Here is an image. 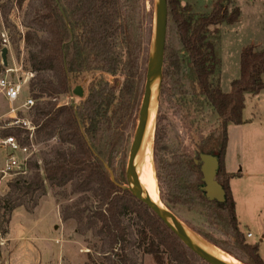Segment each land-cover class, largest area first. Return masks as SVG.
Returning a JSON list of instances; mask_svg holds the SVG:
<instances>
[{"label": "trees", "instance_id": "trees-1", "mask_svg": "<svg viewBox=\"0 0 264 264\" xmlns=\"http://www.w3.org/2000/svg\"><path fill=\"white\" fill-rule=\"evenodd\" d=\"M26 1L16 0V4L21 7ZM235 1L215 0L210 13L193 18L181 0H167L161 101L178 115L183 129L207 109L216 115V125L207 135L198 131L200 138L191 140L193 151L183 145L171 148L164 145L158 126L165 119L159 108L154 160L159 195L170 210L181 205L203 215L209 228L225 238L192 222L186 224L243 264H264L259 243L247 240L238 218L230 181L241 173L226 168L229 126L245 122L246 94L264 90V48L243 47L240 75L229 92L212 80L218 60L209 30L239 20L242 9ZM12 3L6 0L1 5L5 20ZM153 21L154 9L147 10L146 0L29 1L23 39L33 74L28 88L35 104L27 115L35 126L36 143L57 142L29 160L28 176L8 181V191L0 198L1 235L9 232L13 211L23 206L33 212L50 186L62 189L59 193L66 197L79 195L75 204L61 211L62 218L76 220L80 234L91 231L108 264H135L136 248L150 254L156 264H211L124 188L129 138L145 89ZM4 47L0 33V51ZM96 73L78 104H58L61 96L71 94ZM119 75L121 83L107 77ZM24 132L12 128L2 134H14L27 144ZM203 154L219 160L215 179L225 191L222 201L210 198L204 188ZM68 185L70 190L65 189Z\"/></svg>", "mask_w": 264, "mask_h": 264}, {"label": "rangeland", "instance_id": "rangeland-1", "mask_svg": "<svg viewBox=\"0 0 264 264\" xmlns=\"http://www.w3.org/2000/svg\"><path fill=\"white\" fill-rule=\"evenodd\" d=\"M29 1H26L20 7L16 4V0H12L13 7L9 13L8 20H5L2 17L1 5L6 0H0V33H5L9 38V44L6 46L8 48L6 64L3 62L2 51H0V77L13 75L16 81H19V79L23 81L29 77L28 49L23 39L26 31L24 20ZM214 1L181 0V5L187 8L186 11L190 16L197 18L202 14L210 13ZM235 4L242 9L239 20L234 24L213 26L210 28L208 34L209 39L215 44L218 60L212 80L215 84H219L224 92L231 90L232 81L240 75V54L243 47L248 44H254L257 49L264 48V0H236ZM146 5L148 11L152 8L154 9L150 59L153 54L155 0H146ZM96 75L98 74H90L84 81L80 82L79 85L84 88V96L87 93L88 83ZM107 77L111 82L117 80L118 83H121L123 80V77L120 75L117 77ZM30 79L31 77L23 85L21 102L30 96L28 88ZM81 99L72 92L71 94L61 96L58 104H78ZM154 105L151 121L152 139L151 144L150 142L146 144V148L148 155L152 151V163L159 190L154 160V139L159 108H161V114L165 117L158 124L161 132L164 134V145L175 149L183 145L190 151H193V141L199 139L201 136L198 131L202 135H207L215 127L216 115L207 109L196 117L197 119L193 125L187 124L186 129H183L178 115L168 109L165 103H162L160 88ZM8 109L9 103L1 93V126H5L8 122L6 115ZM244 116L246 118L244 124H231L229 129L231 159L234 163L240 164V168H243L247 172L242 179L234 181L237 213L247 240L257 241L261 254L264 257V238L261 237V234H264V173H261L264 171V90L260 95L248 94ZM135 129L136 127L129 138L125 170L128 165ZM56 142V140H52L47 145L38 143V152L34 156H39L42 150H47L56 144ZM6 152L7 150L0 146V198L8 191V181L16 178L11 176L3 177V173H1V169H4L6 163ZM65 189L70 190V185ZM61 190L48 186V193H51L62 211L66 206L75 204L78 201L79 195L66 197L59 193ZM171 207V212L199 239L208 242L192 230L186 224V221L225 238L218 231L209 228L207 220L203 215L185 206L172 205ZM63 221L64 223L60 221L53 204L47 198L43 199L41 205L34 213L27 211L23 206L18 207L12 215L9 240L6 239V234L1 235L0 264H108L107 258L99 250V239L95 238L91 231L86 234H80L77 232L76 220L63 219ZM249 231L253 233V238L247 237ZM208 243L214 248L223 251L210 242ZM134 260L135 264H156L150 254L143 253L138 248L135 249Z\"/></svg>", "mask_w": 264, "mask_h": 264}, {"label": "water", "instance_id": "water-1", "mask_svg": "<svg viewBox=\"0 0 264 264\" xmlns=\"http://www.w3.org/2000/svg\"><path fill=\"white\" fill-rule=\"evenodd\" d=\"M168 27V3L167 0H155V28H157V44L155 52H153L147 69L146 83L144 94L141 102V107L138 116V123L135 129L133 142L130 149L128 165L126 169L127 186L125 189L130 190L140 201L151 208L166 225L198 256L208 261L211 264H225L220 260L212 257L197 243L194 242L192 236L187 231V228L180 222V220L171 212V210L162 202V205L155 202L149 195L138 185L133 177L135 161L139 153L141 144L143 142L147 126L150 119L151 98L153 92V85L157 76H160V87L162 82V71L164 65V54L167 38ZM155 30V29H154ZM8 48L5 46L2 50V59L4 64L7 63ZM73 93L80 98L84 96V88L77 85L73 89ZM201 168L204 174L205 190L207 195L212 199L222 201L224 199L225 191L223 187L216 181L215 176L219 166L217 157L209 154L201 156ZM111 179L116 182L115 175L111 172ZM161 200V199H160ZM1 239V234H0Z\"/></svg>", "mask_w": 264, "mask_h": 264}, {"label": "built area", "instance_id": "built-area-1", "mask_svg": "<svg viewBox=\"0 0 264 264\" xmlns=\"http://www.w3.org/2000/svg\"><path fill=\"white\" fill-rule=\"evenodd\" d=\"M2 37L4 46H8L9 38L5 33H2ZM32 76V72H29V77ZM29 77L23 81L20 79L16 81L13 75L0 77V92L9 103V109L6 114L8 122L5 126L0 124V146L7 150L6 163L2 170L3 177L28 176L30 174L29 160L38 152V143L34 140L35 126L27 115V112L35 104V100L28 96L21 102L23 85L28 82ZM12 128L24 130V134L29 138V143H22L14 134H2V131ZM252 236L253 234L248 232L247 237Z\"/></svg>", "mask_w": 264, "mask_h": 264}, {"label": "bare ground", "instance_id": "bare-ground-1", "mask_svg": "<svg viewBox=\"0 0 264 264\" xmlns=\"http://www.w3.org/2000/svg\"><path fill=\"white\" fill-rule=\"evenodd\" d=\"M156 44H157V28H155L154 30L153 52H155ZM159 87H160V76H157L155 79L154 85H153L151 107H150V113H151L150 119H149V123L147 126V130H146L143 142L141 144L139 153L135 161L133 177H134L135 182L143 188V190L149 195L151 199H153L155 202L162 205V202L159 196L158 186H157L156 179H155L154 167L152 163V151L149 150L150 154L148 155L147 148H146V144L148 142H150L151 144V139H152L151 121H152V116L154 113V106H155L154 104L156 103V98H157V93L159 91ZM187 231L192 236L194 242L197 243V245L200 248H202L212 257L220 260L221 262L225 264H243L242 262L237 260L235 257L225 253L224 251H220L214 248L213 246H211L208 242L199 239L196 235H194L188 229Z\"/></svg>", "mask_w": 264, "mask_h": 264}, {"label": "crops", "instance_id": "crops-1", "mask_svg": "<svg viewBox=\"0 0 264 264\" xmlns=\"http://www.w3.org/2000/svg\"><path fill=\"white\" fill-rule=\"evenodd\" d=\"M26 84V83H25ZM263 91V90H262ZM261 91V92H262ZM260 92V93H261ZM260 93L259 94H256V95H260ZM0 94H1V92H0ZM248 94L249 93H247L246 94V98H247V96H248ZM246 107V106H245ZM245 110V109H244ZM243 117H244V120L246 119L245 118V116H244V112H243ZM244 124V123H243ZM233 125V124H232ZM242 125V124H241ZM231 126V125H230ZM230 126H229V129H230ZM226 168H227V170L229 171V172H232V173H236V172H240L241 173V176L240 177H235V178H232L231 179V181H230V184H231V189H232V192H233V195H234V198H235V189H234V181L235 180H237V179H242L246 174H247V172L245 171V170H243V168H240V164H238V163H234L233 162V160L231 159V153H230V132H229V142H228V148H227V154H226ZM3 169H1V171H2ZM2 173V172H1ZM261 173H264V171H262ZM262 175V174H261ZM263 177H264V174H263ZM45 198H47L48 199V201L49 202H51L52 204H53V206H54V208H55V210H56V213H57V215H58V217H59V219H60V221L62 222V223H64V221H63V218H62V215H61V209H60V206L56 203V201H55V199L52 197V195H51V193H48L47 195H45L44 197H42L41 198V200L39 201V204L37 205V207L34 209V211L33 212H31V213H34L36 210H37V208L41 205V203H42V201H43V199H45ZM235 200H236V198H235ZM17 209V208H16ZM15 209V210H16ZM236 209H237V201H236ZM14 210V211H15ZM14 211H13V213H14ZM13 213H12V215H13ZM238 214V213H237ZM11 220H12V216H11ZM240 221V220H239ZM10 223H11V221H10ZM240 225H241V223H240ZM242 228V227H241ZM243 230V229H242ZM244 231V230H243ZM249 232H251V231H249ZM252 233V232H251ZM9 234H10V224H9V232L6 234L7 235V238L6 239H8V237H9ZM253 234V233H252ZM254 236H252L251 238H253ZM261 237L262 238H264V234L262 233L261 234ZM9 240V239H8ZM262 240V239H261ZM250 242H252V243H256L257 241H251V240H249ZM260 247V246H259ZM260 254H261V251H260ZM261 256H262V254H261ZM263 257V256H262ZM263 259H264V257H263Z\"/></svg>", "mask_w": 264, "mask_h": 264}]
</instances>
